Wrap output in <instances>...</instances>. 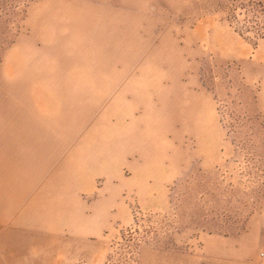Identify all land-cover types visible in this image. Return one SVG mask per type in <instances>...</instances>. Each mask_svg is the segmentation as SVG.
Listing matches in <instances>:
<instances>
[{
	"label": "rangeland",
	"instance_id": "374dc122",
	"mask_svg": "<svg viewBox=\"0 0 264 264\" xmlns=\"http://www.w3.org/2000/svg\"><path fill=\"white\" fill-rule=\"evenodd\" d=\"M7 6L0 12V264H264L261 84L251 94L237 63L199 62L222 129L212 136L217 145L189 139L183 155L163 145L165 162L148 163L147 172L139 148L121 154L137 125L158 128L161 89L179 72L167 66L176 51H166L165 29L213 17L258 50L264 0ZM174 157L182 166L168 175ZM60 189L65 203L50 197L32 208L33 194ZM93 215L102 230L80 234Z\"/></svg>",
	"mask_w": 264,
	"mask_h": 264
},
{
	"label": "crops",
	"instance_id": "0c3cea01",
	"mask_svg": "<svg viewBox=\"0 0 264 264\" xmlns=\"http://www.w3.org/2000/svg\"><path fill=\"white\" fill-rule=\"evenodd\" d=\"M163 36L166 41L164 47H167L165 50L170 51L171 47L176 51L173 57L167 58V66L179 67V72L173 78L171 77L169 83L161 89L162 106L159 112L153 114V120L157 122L158 128L152 125L148 128H141L137 125L135 133L125 136L126 140L122 144L124 146L122 156L128 157L132 148H139L136 151L140 154L137 155L142 157V162L147 166L148 163L165 162L167 156L162 153L163 145L165 147L175 146L178 148L176 152L183 155L185 141L189 139L195 140L198 146H211L219 143L220 138L213 139L212 136L216 132L221 134L222 129L214 96L204 89L200 82L199 62L201 60L206 58L219 66L237 63L245 87L251 94L255 84H261L257 95L261 108L264 107V47L254 50L228 22L225 24L213 17L205 18L197 25L186 27V29L183 23L175 27L168 26ZM113 154L116 156V153ZM182 160L181 156L179 162ZM170 161L177 163L172 168L166 169L165 173L177 175L180 171L178 167L182 166V163H178L177 157ZM147 166L146 172L149 168ZM61 190L63 189L51 190L47 194L43 191V193L40 191L32 193V208L40 211L43 209L40 205L50 204L51 198L55 202L65 203L63 198L65 194ZM96 206L92 208L96 209ZM59 208L63 207L59 205ZM51 212L53 216L58 213L56 208L51 209ZM37 217L40 219L41 214L37 213ZM89 219L94 221V225L86 227L80 234L90 235L92 231L98 235L102 230L98 224H95L98 217L93 215Z\"/></svg>",
	"mask_w": 264,
	"mask_h": 264
},
{
	"label": "trees",
	"instance_id": "16d2710c",
	"mask_svg": "<svg viewBox=\"0 0 264 264\" xmlns=\"http://www.w3.org/2000/svg\"><path fill=\"white\" fill-rule=\"evenodd\" d=\"M16 0H0V12L4 13L7 5L13 4V2Z\"/></svg>",
	"mask_w": 264,
	"mask_h": 264
}]
</instances>
